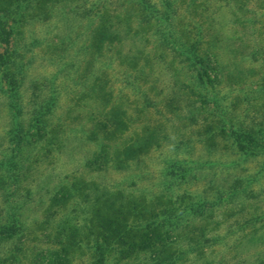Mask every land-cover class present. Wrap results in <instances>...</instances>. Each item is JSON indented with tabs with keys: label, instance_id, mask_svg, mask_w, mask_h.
<instances>
[{
	"label": "rangeland",
	"instance_id": "374dc122",
	"mask_svg": "<svg viewBox=\"0 0 264 264\" xmlns=\"http://www.w3.org/2000/svg\"><path fill=\"white\" fill-rule=\"evenodd\" d=\"M130 196L187 211L170 259L92 235ZM263 260L264 0L0 8V264Z\"/></svg>",
	"mask_w": 264,
	"mask_h": 264
},
{
	"label": "trees",
	"instance_id": "16d2710c",
	"mask_svg": "<svg viewBox=\"0 0 264 264\" xmlns=\"http://www.w3.org/2000/svg\"><path fill=\"white\" fill-rule=\"evenodd\" d=\"M9 1L11 0H0V8H4V5ZM105 125L100 121L99 127L101 130L107 127ZM231 133L248 149L253 150L254 147L258 148L259 142L254 139L251 133L237 128H231ZM95 137L97 138V136ZM104 157L105 150L102 148L101 153L88 158V165H97L104 160ZM162 173H165L164 170ZM165 175L171 177L170 173ZM149 200L150 199L146 200L139 196H130L125 205L117 209H112L111 212H107L106 215L103 213L105 211L100 209L97 216L102 218L100 223L91 230L92 235L94 237H96V235L100 237V235L103 236L107 230L111 229L114 235H121L127 254L134 253L136 250L144 251L155 248L157 251L155 250L156 254L154 258L157 257L158 261H163L165 258L170 259L173 254H175L171 248L172 241L168 240V231L164 232V228L158 224L157 221L163 220L165 222H173V224H175L174 228L180 230L182 225L179 218L187 211L183 208L170 211L168 208H163L161 204L160 206H154V202ZM201 215L202 214H198V217ZM103 216H105V218ZM133 217L137 219V222L136 224L130 225V218ZM97 240L98 239H96L95 242H97ZM158 245L161 246L159 250Z\"/></svg>",
	"mask_w": 264,
	"mask_h": 264
}]
</instances>
